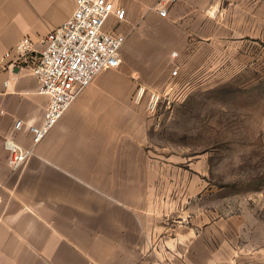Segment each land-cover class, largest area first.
Listing matches in <instances>:
<instances>
[{
	"label": "crops",
	"instance_id": "0c3cea01",
	"mask_svg": "<svg viewBox=\"0 0 264 264\" xmlns=\"http://www.w3.org/2000/svg\"><path fill=\"white\" fill-rule=\"evenodd\" d=\"M118 5L125 19L111 15L106 30L126 38L120 67L96 77L15 171L5 139L29 146L27 126L44 121L48 98L25 68L9 67L5 54L24 37L41 49L72 16L76 0H0V264H214L221 258L222 247L213 253L214 244L191 232L190 223L174 234L176 192L159 188L168 178L158 177L148 147L153 119L146 104L154 93L174 99L205 86L211 75L238 77L264 64V0ZM19 120L25 126L16 132Z\"/></svg>",
	"mask_w": 264,
	"mask_h": 264
},
{
	"label": "rangeland",
	"instance_id": "374dc122",
	"mask_svg": "<svg viewBox=\"0 0 264 264\" xmlns=\"http://www.w3.org/2000/svg\"><path fill=\"white\" fill-rule=\"evenodd\" d=\"M147 106L148 147L158 177L168 178L159 188L176 192L174 234L188 222L213 253L222 247L214 264H264V64L238 77L211 75L153 113Z\"/></svg>",
	"mask_w": 264,
	"mask_h": 264
},
{
	"label": "built area",
	"instance_id": "2783aa9c",
	"mask_svg": "<svg viewBox=\"0 0 264 264\" xmlns=\"http://www.w3.org/2000/svg\"><path fill=\"white\" fill-rule=\"evenodd\" d=\"M159 14L165 17L167 10L162 8ZM111 15L118 20L125 19L126 11L118 5V0H76L72 16L43 39L41 49H37L30 37H24L5 54L4 59L10 60L9 67L25 68L38 80L39 94L48 98L44 121L27 126L31 137L29 146L12 137L5 139L9 166L13 170H21L35 155L37 146L96 77L103 71L120 67V50L126 38L106 30ZM178 57V53L172 54L173 59ZM178 67L174 65L173 76H177ZM164 101L172 99L167 94L154 93L147 108L153 113ZM24 126L23 121H16L14 131H22Z\"/></svg>",
	"mask_w": 264,
	"mask_h": 264
}]
</instances>
